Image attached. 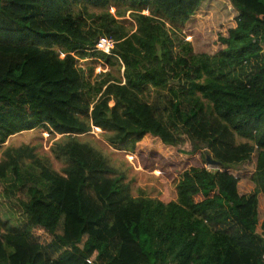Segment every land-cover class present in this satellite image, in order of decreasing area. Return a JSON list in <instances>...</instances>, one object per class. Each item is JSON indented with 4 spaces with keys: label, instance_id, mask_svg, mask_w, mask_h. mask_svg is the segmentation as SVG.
<instances>
[{
    "label": "trees",
    "instance_id": "16d2710c",
    "mask_svg": "<svg viewBox=\"0 0 264 264\" xmlns=\"http://www.w3.org/2000/svg\"><path fill=\"white\" fill-rule=\"evenodd\" d=\"M203 1L0 0V145L41 128L62 164L6 150L0 194L23 219L0 212V264H264V0H227L212 55L183 35ZM95 128L115 150L150 139L173 168H217L181 161L175 200L133 197L80 139Z\"/></svg>",
    "mask_w": 264,
    "mask_h": 264
},
{
    "label": "rangeland",
    "instance_id": "374dc122",
    "mask_svg": "<svg viewBox=\"0 0 264 264\" xmlns=\"http://www.w3.org/2000/svg\"><path fill=\"white\" fill-rule=\"evenodd\" d=\"M110 12L113 13L114 10L111 9ZM236 15L237 12L227 0H204L195 14L185 24L183 30L185 40L192 43L196 53L212 55L222 47L218 41V37L227 35V30L234 26ZM125 19L129 20V17L126 16ZM99 42L100 46L98 47L102 50L105 48V44L101 40ZM90 60L95 59L90 58ZM78 65L80 67L84 66L82 62H78ZM101 65L99 63L98 65L94 64L95 74L106 70L104 65ZM60 137V135L51 136L46 130L41 128L13 135L5 143L0 145V160L5 158L6 150L20 149L27 146L34 148L36 154L39 156L49 159L53 169L61 173L62 164L56 161L50 154L52 143ZM80 139L100 151L112 167L119 174L125 176V183L129 185L133 197L147 196L161 200L164 203L175 200V185L179 178L177 173L181 170V166H178V163L181 161L188 166H203L211 170L217 168L214 163H204L199 156L191 158L175 157L173 165L175 167L173 168L167 165L168 158L165 156L162 157L157 152L153 154L149 153L154 147V142H151L150 139H145L134 152L113 149L105 141L102 132L96 128L88 135L81 136ZM241 140L237 137L238 142L243 141ZM155 147L157 148L156 144ZM247 189L242 188L241 193H247ZM1 192L2 186L0 185ZM261 209L262 199L260 198L259 210ZM0 212L3 213V218L8 217L13 221L23 219L20 215L21 211L15 206V203L8 202L1 194ZM257 232L264 236V232L259 227Z\"/></svg>",
    "mask_w": 264,
    "mask_h": 264
},
{
    "label": "built area",
    "instance_id": "2783aa9c",
    "mask_svg": "<svg viewBox=\"0 0 264 264\" xmlns=\"http://www.w3.org/2000/svg\"><path fill=\"white\" fill-rule=\"evenodd\" d=\"M101 41H103L104 42V44H105V48H103L102 50L98 47V46H100V42H98V44H97V49H99V50H101V51H103V52H105V53H109V50L112 48V43L110 42V41H108L107 39H103V38H101L100 39ZM99 40V41H100ZM263 261H264V256H263ZM86 263L87 264H94L92 261H90V260H86Z\"/></svg>",
    "mask_w": 264,
    "mask_h": 264
},
{
    "label": "water",
    "instance_id": "95a60500",
    "mask_svg": "<svg viewBox=\"0 0 264 264\" xmlns=\"http://www.w3.org/2000/svg\"><path fill=\"white\" fill-rule=\"evenodd\" d=\"M208 162H210V163H214L212 160H208ZM214 165H216V163H214ZM217 166V165H216Z\"/></svg>",
    "mask_w": 264,
    "mask_h": 264
}]
</instances>
